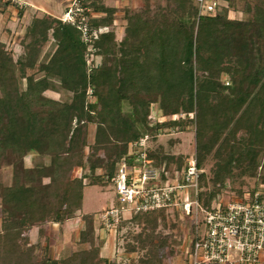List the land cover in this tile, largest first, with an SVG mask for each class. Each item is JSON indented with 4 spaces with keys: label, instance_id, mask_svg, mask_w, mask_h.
I'll return each instance as SVG.
<instances>
[{
    "label": "trees",
    "instance_id": "obj_1",
    "mask_svg": "<svg viewBox=\"0 0 264 264\" xmlns=\"http://www.w3.org/2000/svg\"><path fill=\"white\" fill-rule=\"evenodd\" d=\"M173 1L169 14L129 13L120 38L117 8L88 0L95 11L106 12L90 16L89 25L108 27L91 43L77 24L52 14L33 18L19 54L0 39V170L13 158L11 182L1 189L0 264H117L95 242L97 214H82L79 240L89 247L69 256H52L49 242L33 243L29 231L37 227L43 237L49 223L78 215L86 185H114L121 162L135 164L137 152L130 146L145 132L151 142L159 129L185 130L196 123L199 167L210 155L214 159L211 177L204 171L199 178L204 206L222 195L234 167L257 175L264 153V4H255L252 18L236 19L227 17L220 0L207 14H199L196 0ZM50 38L56 48L43 63ZM91 44L101 55L92 68L85 58ZM41 71L61 76L69 102L44 94L54 84L37 79ZM158 147L147 145L158 170L177 158L178 168L187 166L185 156L175 158ZM29 152L47 155L50 162L26 166ZM168 209L137 212L119 225L147 221L137 237L144 243L146 234L153 248L140 264H166L165 251L153 249L159 243L163 249L156 233L159 215Z\"/></svg>",
    "mask_w": 264,
    "mask_h": 264
},
{
    "label": "rangeland",
    "instance_id": "obj_2",
    "mask_svg": "<svg viewBox=\"0 0 264 264\" xmlns=\"http://www.w3.org/2000/svg\"><path fill=\"white\" fill-rule=\"evenodd\" d=\"M169 1L172 2L173 0H139L140 2L139 5H133L134 1L133 2L131 1L117 7V11L119 12L118 14L114 13L113 17L115 19L117 18L116 22H118L116 23L118 38H120L125 31V26L128 23L129 13L137 11L144 14V16H149V18L153 16H160L162 14H169L172 13V9H170L169 6ZM260 2L264 4V0H220V3H222L223 6H227L224 12L227 15V17L236 18V19L252 18L253 8L256 3H260ZM88 6L91 9L89 8V11L85 10L83 13H85L84 15L87 16V20L89 21L90 16H92L91 13L92 11H94V9L89 4ZM171 7L173 8V5H171ZM90 28L91 30H93V32L90 33L91 36L90 37L85 36L86 38H88L87 40H89L90 43L93 42V40H95L96 38H98V35L101 32L108 30V27L102 28L103 31H99V29L93 28L91 26ZM11 47L12 46L9 45V48ZM55 48H56V42L54 41L53 38H50L44 44L40 61L46 63L49 60ZM20 51H22V49H20ZM85 58L88 63V67L90 68L99 65L101 62V55H98L96 53V50L92 44L89 46V48H87V51L85 53ZM42 77H46L54 84V88L46 89L44 91V94L68 102L71 100L70 93L66 92L61 87L60 75H57L55 73H46L44 71L36 73L37 79ZM222 77L226 78V75L224 76L223 74ZM20 84L21 87H24L25 85L24 80H21ZM89 97L90 99L92 98V89L89 90ZM158 107H159L158 104L153 105L155 113L157 114L160 113V111L157 109ZM125 108L127 110L130 109L128 103L125 104ZM195 116L196 115L194 112L192 118L195 119ZM196 131H197V126L195 122H192L191 124L187 125L185 130H180V128L178 127L159 129L156 138L152 139L151 142L150 140H148V143L152 145V148H157L158 146H162L164 153L173 154L175 158H177L178 156H183V157L185 156L183 161L188 162V159L193 154H196L198 159ZM92 135L93 134H91V136ZM12 160H13L12 157L6 159L5 166L0 170V201H1L2 187L11 182ZM177 160L179 159L177 158L176 161L175 160L172 161L170 166L167 168V170L159 169L160 175L162 177H167L172 179L178 177L179 180L181 181L184 174L185 165L183 164L182 168H178L177 165L180 163L179 161L177 162ZM49 162H50L49 156L34 152H29L26 155V160H25L26 166L43 165ZM263 163H264V153L261 154L260 156V166L258 168L257 175L255 176H250L246 173L243 174L242 170L239 167H234L232 174L228 176L229 180L227 187L224 188L221 196L224 199L231 198L239 194L238 191L240 190H247V189L253 190L258 186H260L262 184V177L264 174L263 169H261V165ZM213 165H214V159L210 155V157L207 158L203 166V170L208 172L209 177H211L212 175L211 169ZM97 172H100V170H98ZM128 173H129V180L132 177H136V179H139V177L134 174L133 165H128ZM116 193H117L116 187L115 185L112 184L111 181H108L107 184L105 185L103 184L86 185L84 188L83 205L80 212L94 213L97 214L98 217L99 213L102 210L117 204ZM184 195H188L187 198L188 200L196 199V195L192 187H186V191L184 192ZM202 206L204 205L202 204ZM167 208L169 209L165 210L164 215L158 214L159 224L157 229L158 232L156 233L158 234V237L156 239L158 242H162L163 249L161 250L159 243V245L155 249H153V253L160 254L161 251H165L166 264H187L184 255V250L187 248V245L192 235V230H193L192 214L191 215L186 214L180 204L179 205L176 204L175 206L167 207ZM81 214L82 213H79L78 215L75 216V218L74 217L71 218L74 219L73 222H76V223H72L76 227L75 229L76 231L78 230L80 226L79 224L81 222H82V229L84 228V222L81 221L82 220L81 218L80 219L78 218L79 216H81ZM202 217H203V212H200V218ZM121 222L117 226L111 228L110 230H107L103 228L102 224L98 221L95 229V242L96 244L101 245L102 249H105L106 254L109 255V258H111L112 261H116L115 263L117 264L118 263L140 264L141 258L147 256L148 252H150L151 248H153L149 246L150 244L148 239L146 238V234L143 233L142 236V238L145 240L144 243H142L137 237L139 232H142L143 226L144 224L147 223V221L144 220L142 222H138V224L124 222V224H122L119 227ZM47 226L45 229L46 236L48 235L47 229L49 228ZM78 232L74 234L76 235L74 236V238L75 237L76 238L75 239L73 238L74 240L72 239L77 243L76 251L85 247H89L88 243L85 244L80 243L79 240L80 235H79V239L77 240ZM29 234L31 238V235L32 237H34L35 233L32 234L29 232ZM41 239L43 243H45L47 240L44 237H41ZM55 252L54 249L50 250V253L54 257H65V256H69L74 251L72 250V247L71 248L66 247V249L61 250L60 256L57 255ZM261 264H264V262H262Z\"/></svg>",
    "mask_w": 264,
    "mask_h": 264
},
{
    "label": "built area",
    "instance_id": "obj_3",
    "mask_svg": "<svg viewBox=\"0 0 264 264\" xmlns=\"http://www.w3.org/2000/svg\"><path fill=\"white\" fill-rule=\"evenodd\" d=\"M15 0H0V2ZM19 1V0H16ZM199 13L216 10V0H196ZM89 8L75 0L62 16L75 23L84 37L91 30L84 11ZM102 31V29H99ZM85 37V38H86ZM88 39V38H86ZM149 134L131 143L130 151L137 152L134 174L129 180L128 163L123 160L114 178L117 204L102 210L98 221L110 230L122 220L141 211L180 204L193 217V230L184 255L187 264H261L264 262V184L242 194L224 199L219 196L209 206H202L198 198L199 178L204 171L196 154L189 159L182 180L162 177L152 165L147 153ZM161 176V177H160ZM186 187H192L196 199L188 200ZM200 212L203 217L200 218ZM131 214V215H129Z\"/></svg>",
    "mask_w": 264,
    "mask_h": 264
},
{
    "label": "crops",
    "instance_id": "obj_4",
    "mask_svg": "<svg viewBox=\"0 0 264 264\" xmlns=\"http://www.w3.org/2000/svg\"><path fill=\"white\" fill-rule=\"evenodd\" d=\"M74 1L75 0H15L2 3L0 2V39L6 42L8 47L11 45V48L14 49L16 54H19L21 52L20 49H22L21 40L27 29V26L32 22L33 18L37 16H43L44 14H52L62 18L64 13L72 6ZM86 1L88 0H81L82 5L90 8ZM131 1H134L133 5H139L140 3L139 0H105V3L106 5L117 8L122 4ZM118 12L119 11H115L116 14H118ZM91 15L92 17H102L106 15V12L94 10L92 11ZM116 19L114 21L115 24L118 23L116 22ZM102 28H107V26H100L97 29ZM80 213L83 214V212ZM82 214L78 217L79 219H82ZM73 220L74 219L48 224V235L43 236L45 239H47L46 241L49 242L50 248L54 249V252L57 251L55 253L59 256L61 255V250L66 249V247H72V250L76 251L77 243L73 241L76 238H74V236H76L74 234L79 231L77 237L78 240L80 231L82 229V222L79 224L80 226L76 231V227L74 224H72L76 222H73ZM29 232L32 234L35 233L34 237L31 235L33 243L42 240L41 236H39V230L37 227H33ZM103 253L109 257V255L106 254L105 249H103Z\"/></svg>",
    "mask_w": 264,
    "mask_h": 264
}]
</instances>
